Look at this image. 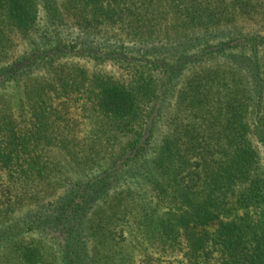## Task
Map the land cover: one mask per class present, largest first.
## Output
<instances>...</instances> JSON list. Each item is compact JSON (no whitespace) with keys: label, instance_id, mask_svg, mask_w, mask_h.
Masks as SVG:
<instances>
[{"label":"trees","instance_id":"trees-1","mask_svg":"<svg viewBox=\"0 0 264 264\" xmlns=\"http://www.w3.org/2000/svg\"><path fill=\"white\" fill-rule=\"evenodd\" d=\"M107 26L133 46L99 40ZM12 85L0 264H99L94 243L106 264H264V0H0V90ZM124 181L154 208L121 211L143 201L135 187L110 202Z\"/></svg>","mask_w":264,"mask_h":264},{"label":"rangeland","instance_id":"rangeland-1","mask_svg":"<svg viewBox=\"0 0 264 264\" xmlns=\"http://www.w3.org/2000/svg\"><path fill=\"white\" fill-rule=\"evenodd\" d=\"M61 1V0H60ZM41 17H42V22H41V26L45 27L47 25V20H46V16L45 14L42 12L41 13ZM79 35L77 32H75V36L76 38H79ZM96 36L99 38V40L102 41H107V43H111L113 44L114 41L119 42L118 45L119 46H125V47H132L134 43H131L132 41H130L128 39V31H123L121 30L120 26H115V27H108L107 28H103L99 31H97ZM101 42V41H100ZM19 44V42H18ZM20 50H22L23 45L20 44L19 45ZM194 51H196V49H194ZM64 64H77L80 67L85 68L90 74H94L96 72L98 73H102V74H107L111 77H113L116 81H120V82H127V77L126 75H123L117 68L116 66L112 65L111 62H101V61H94V60H85V59H81V58H71L69 60H64L63 62H61V65ZM55 75V71L54 70H49V69H44L38 73H36L34 75L33 78L35 79H41V78H53V76ZM0 94L2 96H4L5 99H7V101H16V105H18V95L20 94V90H18V88H16V86L12 85L4 90H0ZM15 99V101L13 100ZM174 102V101H173ZM15 105V106H16ZM18 107V106H17ZM84 130V128H83ZM164 133V132H163ZM122 143V144H121ZM118 144L117 148H121V146H123V142H121ZM255 146L257 149L262 150L261 149V145L256 141L255 139ZM118 151V149H117ZM153 156L152 154L149 155ZM109 163V161H107V164ZM107 166V165H106ZM105 166V168H106ZM108 168V167H107ZM100 169H98L97 171L95 170L93 172V175H97L100 173ZM92 174V173H91ZM122 182L115 190L110 192V202L114 201V197L115 195H117L120 192L128 190L129 187H135V189H137L138 191L135 193V196H138V194H141L143 196V201L140 200H128L127 202L124 203L123 207H121V211L124 212L127 209L132 210L133 214L137 213V210L139 209L138 206L140 205H144L146 208L152 209L154 208V200H152L150 191L148 190V188H143L141 186V188L138 186H136V183L132 182V181H128V182ZM44 191V190H43ZM63 194V191H57V192H50V193H46L45 191L42 192L39 197L40 199H43V202L46 201H52L55 200L59 197H61ZM121 194V195H123ZM166 211L164 210V208H161L160 210V214H164ZM135 216L133 215V218ZM218 228V222L212 223L210 225H208L207 230L211 233H215L216 230ZM93 249L95 250V254L94 257L96 259H98L99 264H106V258L103 257L104 251L103 249H99L98 246L94 243L93 244Z\"/></svg>","mask_w":264,"mask_h":264}]
</instances>
